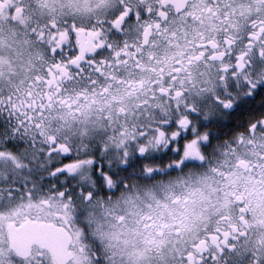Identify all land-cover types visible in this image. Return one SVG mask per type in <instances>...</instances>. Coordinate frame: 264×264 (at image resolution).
Wrapping results in <instances>:
<instances>
[{
  "label": "snow or ice",
  "instance_id": "1",
  "mask_svg": "<svg viewBox=\"0 0 264 264\" xmlns=\"http://www.w3.org/2000/svg\"><path fill=\"white\" fill-rule=\"evenodd\" d=\"M0 264H264V0H0Z\"/></svg>",
  "mask_w": 264,
  "mask_h": 264
}]
</instances>
